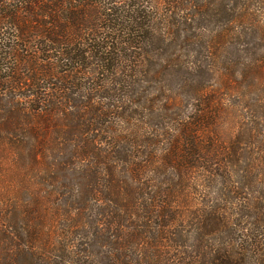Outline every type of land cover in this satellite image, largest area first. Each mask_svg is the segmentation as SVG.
Wrapping results in <instances>:
<instances>
[{
	"label": "trees",
	"instance_id": "obj_1",
	"mask_svg": "<svg viewBox=\"0 0 264 264\" xmlns=\"http://www.w3.org/2000/svg\"><path fill=\"white\" fill-rule=\"evenodd\" d=\"M144 2L0 0V264H264V0Z\"/></svg>",
	"mask_w": 264,
	"mask_h": 264
},
{
	"label": "rangeland",
	"instance_id": "obj_2",
	"mask_svg": "<svg viewBox=\"0 0 264 264\" xmlns=\"http://www.w3.org/2000/svg\"><path fill=\"white\" fill-rule=\"evenodd\" d=\"M157 1H159L161 3L160 9H163L164 5H165L164 4L165 0H145V2H144V5L146 6V12L149 15H151V16H154V14H155V13H153V11H154L153 9H155V12H156V5L158 6ZM166 1H168V0H166ZM205 1H208V2L213 4L212 5V10L209 11L207 14H204V16H202L201 19L197 20V29H196V31L198 32V30H200L203 34L208 36V35H211L212 33L220 31L222 29L224 23L220 21L222 19L219 18L220 15H217L218 14L217 10L229 5L231 3V0H205ZM243 1H245V0H241V2H243ZM250 1H253L255 3L254 9L257 10L259 8V10H260L261 4L259 2L260 1L262 2L263 0H247V3H250ZM251 4H253V3H251ZM251 7L253 8L252 5H251ZM165 8H168V6L166 5ZM156 13H158V12H156ZM160 13L161 14L162 13L165 14V10L160 11ZM262 15H264V12L262 13ZM154 26H156V29H157L155 31V34H161L163 36H166V33L169 31V26H167V25H165V27L157 26V25H154ZM183 34L184 33H181V38L183 37L182 36ZM169 38L170 37H168L166 42H169ZM252 41H255V39H253ZM166 42H165V44H166ZM152 45L155 46V43L152 44ZM155 47H158V45H156ZM149 50L154 51V47H150ZM154 52H156V51H154ZM158 53H161V51L158 52ZM162 61L163 60L160 59L158 62L161 63Z\"/></svg>",
	"mask_w": 264,
	"mask_h": 264
}]
</instances>
